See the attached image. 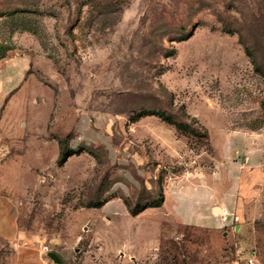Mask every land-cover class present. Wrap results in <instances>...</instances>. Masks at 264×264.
<instances>
[{
  "label": "rangeland",
  "instance_id": "obj_1",
  "mask_svg": "<svg viewBox=\"0 0 264 264\" xmlns=\"http://www.w3.org/2000/svg\"><path fill=\"white\" fill-rule=\"evenodd\" d=\"M21 59L0 206L47 261L264 264L263 199L217 231L180 219L252 150L264 174V0H0V68Z\"/></svg>",
  "mask_w": 264,
  "mask_h": 264
},
{
  "label": "crops",
  "instance_id": "obj_2",
  "mask_svg": "<svg viewBox=\"0 0 264 264\" xmlns=\"http://www.w3.org/2000/svg\"><path fill=\"white\" fill-rule=\"evenodd\" d=\"M25 72L22 59L12 61L0 68V100L20 84ZM251 153L256 154V160H253V156L249 157L245 161L246 164L250 160L248 168H242L238 177L226 185L221 193L215 187H201L195 201L199 210L189 211L180 216L183 224L217 231L228 226V223L234 219H243L248 213L252 214L253 211H248L246 206L253 201L257 205L259 199L264 200V174L263 165L259 163V154H257L260 153L261 157L262 152H258L257 149L252 150ZM215 207L219 209L218 213L213 211ZM23 234L18 231L10 211L0 206V242L4 247L12 250L11 264H52L43 257L42 249L38 247L37 242L35 244L34 241L25 240Z\"/></svg>",
  "mask_w": 264,
  "mask_h": 264
},
{
  "label": "trees",
  "instance_id": "obj_3",
  "mask_svg": "<svg viewBox=\"0 0 264 264\" xmlns=\"http://www.w3.org/2000/svg\"><path fill=\"white\" fill-rule=\"evenodd\" d=\"M148 115H156L160 118H162L163 120L165 121H168L169 123H171V118L169 116H166L164 113L162 112H153V113H143L140 117L142 116H148ZM69 155L68 154H65V153H61L59 154V158H58V163L59 165H61L63 162H65L66 158L68 157ZM162 201V197H159V199L157 201H153L151 202L150 204L146 205L147 206H152V205H159L160 202ZM125 206L128 208V211H129V214L131 216H136L138 213L141 212V210L145 207V206H136L135 208L131 209L129 207V204L127 202H124Z\"/></svg>",
  "mask_w": 264,
  "mask_h": 264
},
{
  "label": "water",
  "instance_id": "obj_4",
  "mask_svg": "<svg viewBox=\"0 0 264 264\" xmlns=\"http://www.w3.org/2000/svg\"><path fill=\"white\" fill-rule=\"evenodd\" d=\"M213 211H214L215 213H218V212H219V209H218L217 207H215V208L213 209ZM47 256H48L49 258H51L55 263H59V260H58L57 256H56L54 253H49Z\"/></svg>",
  "mask_w": 264,
  "mask_h": 264
},
{
  "label": "built area",
  "instance_id": "obj_5",
  "mask_svg": "<svg viewBox=\"0 0 264 264\" xmlns=\"http://www.w3.org/2000/svg\"><path fill=\"white\" fill-rule=\"evenodd\" d=\"M42 252H43L44 254H48V253L50 252L49 247H48V246H44V247L42 248ZM248 264H253V262H252L251 259L248 260Z\"/></svg>",
  "mask_w": 264,
  "mask_h": 264
}]
</instances>
